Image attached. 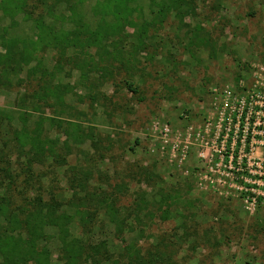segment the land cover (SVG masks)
<instances>
[{"label": "rangeland", "instance_id": "1", "mask_svg": "<svg viewBox=\"0 0 264 264\" xmlns=\"http://www.w3.org/2000/svg\"><path fill=\"white\" fill-rule=\"evenodd\" d=\"M99 1L105 0L60 5L47 0L45 6L43 0H30L27 16L11 19L0 12V34L35 39L32 17H46L52 8L55 15L72 19L70 25L80 16L94 27ZM155 1L165 7L163 26L138 34L136 29L151 21V4L134 0L130 9L138 27L126 26L101 49L91 43L87 52L94 68L77 60L68 63L76 54L83 58L72 48L65 50L66 58L50 45L35 53L32 66L42 62L56 71L55 82L64 88L61 106L33 98L41 94L40 74L28 79L26 68L7 77L6 88L0 86V206L23 219L19 209L27 215L38 197L44 203L55 198L75 216L68 224L69 237L99 248L95 264H130L126 258L134 250L157 264H264V199L250 205L242 197H220L199 186L198 166L205 165L198 162L196 143L187 152L173 151V142L179 144L176 132L186 137L190 127L203 128L217 110L211 107L212 89L229 85L244 93L264 67V0H178L177 7L176 0ZM68 24L57 23V28L68 29ZM40 124L43 144L33 158L27 138ZM69 125L79 126L80 142L72 140L75 128ZM164 129L171 131L166 138ZM21 134L28 137L19 142ZM49 141L64 165L49 156L44 145ZM85 169L87 182L79 174ZM73 195L98 202L84 199V207L72 210ZM101 198L112 204L115 221L105 202L97 204ZM8 225L0 214V239L11 232ZM20 233L15 238L29 239L26 231ZM36 233L37 250L46 252L48 264H66L54 232L44 228Z\"/></svg>", "mask_w": 264, "mask_h": 264}, {"label": "trees", "instance_id": "2", "mask_svg": "<svg viewBox=\"0 0 264 264\" xmlns=\"http://www.w3.org/2000/svg\"><path fill=\"white\" fill-rule=\"evenodd\" d=\"M29 1L30 0H0V12L5 17H10L11 19L13 16L19 14L27 16L26 7ZM66 1L67 0H56L55 4H64L67 3ZM85 1L91 2L95 0H77L78 3H83ZM132 2H134V0H105L104 2H97L93 9L94 16L98 18L94 27L91 26L89 22L85 21L84 17L80 16H77L76 20L73 22L74 24L70 25L68 23L72 22V19H66L63 14L55 15L52 8L49 10L47 9V14H45L46 17H44V14H41L37 16V18H30L36 30L35 39L30 41L12 38L7 39L6 36L0 34V46L3 49V51L0 52V86L6 88L10 85L7 77L9 78L11 74L16 75L26 68L28 79L40 74L39 82L41 83V94H35L33 98L37 99L39 102L43 100L46 103L47 100L52 99L55 104L61 106L64 88L61 84L55 82L56 71H48L42 62H36V64L32 66V63L36 59L35 53L40 48H47L50 45V48H56L59 50L62 58H66L65 50L72 48L78 51L79 55H82L83 58H80L76 54L73 59H68V63H78L76 62L77 60L83 62L81 64L86 67L90 66L91 68H94L96 65L95 60L87 52L91 43L97 44L99 49H101L104 47V43L108 42L109 38L117 36L116 34L124 30L126 26H137L134 22V16L132 15L133 11L130 9ZM148 2L151 4L149 10V14L152 16L150 19L151 21L146 22L142 26V29L139 27L140 31L136 29L138 34L142 33L144 36L148 32L147 28L152 27L153 29H156V27H162L165 20V7L163 6L159 8L155 0H148ZM42 3L45 6L47 0H43ZM177 3L178 0H176L174 7L178 6ZM155 6L157 7V10L154 8ZM47 19L50 20V23H47ZM57 23H60L61 25L68 24L70 25V28L66 29L62 27L59 29L60 27L57 28ZM4 32L5 31L3 30L2 33ZM146 49L148 48L146 47L143 50ZM104 52L107 53L106 48H104ZM118 54L122 56V52H119ZM59 65L60 61H57L55 64L56 70L60 72L62 67ZM102 67H104V65H102ZM107 78L108 77L104 75L101 77L102 81H106ZM125 86L132 94H137V89H135L132 84L125 83ZM91 88H94L93 85ZM2 113V115H6L4 112ZM69 126L70 128H75L72 130V140L74 142H80L79 135L75 132L79 126ZM41 127L42 124L38 125L30 138L28 136L27 138L22 134L17 138L19 142L27 138L29 145L34 150V153H32L33 158L37 157V149L43 144L40 139L42 133ZM51 144L53 143L50 141L44 143V145H48L47 152L49 153V156L55 159L59 165H64L65 159L58 155L55 151V147ZM29 162L31 165L32 159ZM79 174L83 176L84 182L88 181L90 177L89 171H86L85 169L80 171ZM73 197L75 196L73 195ZM75 198H77V196ZM75 198H73L68 205L72 210L74 208L77 209L78 207H84L88 202L84 199L89 198V202L92 203L98 202L95 201L97 198L86 197L84 199L77 198L75 203ZM105 200L108 199L101 198V201L97 204H101L100 206H102ZM32 204L33 210L29 211L27 215H25L23 209H19L18 213L19 215H24L23 219H19L18 216L15 215L16 213H8L7 208L0 206V214L5 216V220L9 224V227L6 229L11 231L10 233L5 232L0 239V253L4 264H24L27 260L31 261L33 264H48L46 252L43 254L39 253L36 245L37 239H35L37 238L36 232L43 231L44 228L51 229L54 232V236L60 244L59 249L62 256L61 260H64L66 264H87L88 259L93 260L94 263L97 256L101 255L98 247L90 244L85 245V243L76 238L69 237L68 224L69 222H72L75 216L70 215L71 211L62 203H58L53 197H51L48 203H44L41 198L38 197ZM105 205L108 206L107 213L110 221H115L116 214L113 210L112 204L108 205V202H105ZM137 206L138 208L142 206L141 197L139 201H137ZM162 214L167 215L166 212H163ZM136 216L139 217L137 214ZM162 219L164 220L165 217H162ZM21 231H26L27 237H29L28 240H26L23 235H19L15 238L16 234H22L20 233ZM126 260L130 262V264H157L159 262V260L152 262L146 259L143 260L139 252L136 250H134L133 253H128V258H126ZM112 264H119V262L113 261Z\"/></svg>", "mask_w": 264, "mask_h": 264}, {"label": "built area", "instance_id": "3", "mask_svg": "<svg viewBox=\"0 0 264 264\" xmlns=\"http://www.w3.org/2000/svg\"><path fill=\"white\" fill-rule=\"evenodd\" d=\"M253 76L244 93L229 85L212 89L211 107L217 109L212 117L203 128L190 127L186 137L176 132L179 144L173 142V151L182 153L196 143L198 162L205 165L198 166L199 186H208L220 197H242L250 205L264 199V67ZM163 132L165 138L171 133ZM181 140L188 144L182 147Z\"/></svg>", "mask_w": 264, "mask_h": 264}]
</instances>
